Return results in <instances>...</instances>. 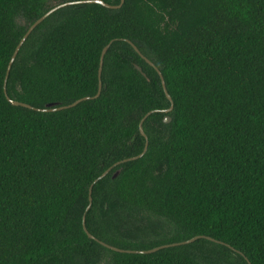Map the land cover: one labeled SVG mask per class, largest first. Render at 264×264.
Instances as JSON below:
<instances>
[{"label":"trees","instance_id":"trees-1","mask_svg":"<svg viewBox=\"0 0 264 264\" xmlns=\"http://www.w3.org/2000/svg\"><path fill=\"white\" fill-rule=\"evenodd\" d=\"M64 1L0 0V264H264V0L66 5L5 81Z\"/></svg>","mask_w":264,"mask_h":264},{"label":"water","instance_id":"water-1","mask_svg":"<svg viewBox=\"0 0 264 264\" xmlns=\"http://www.w3.org/2000/svg\"><path fill=\"white\" fill-rule=\"evenodd\" d=\"M123 0H120V3L117 4V5H112V4H109V3H106L104 2L103 0H67V1H64V2H61V3H58L56 5H54L53 7H51L50 9H48L46 12H44L40 17H38L32 24L29 25V27L27 28V30L25 31V33L22 35V37L19 39L18 43L16 44L14 50H13V53L8 61V64H7V67H6V72H5V78L4 80L6 81L7 79V76H8V73L10 71V67L21 47V45L23 44V42L25 41V39L27 38V36L30 34V32L35 28V26L37 24H39L42 20L45 19V17H47L50 13H52L53 11H55L56 9L60 8V7H63V6H66V5H70V4H77V3H100L102 4L103 6H106V7H109V8H116V7H120V5L122 4ZM111 42V41H110ZM109 43H107L102 51H101V55H100V62H99V67H98V79H99V82H98V89H97V92L92 95V96H83L81 98H78L76 99L75 101L69 103V104H65V105H57L55 103H47L45 104L44 107H33L25 102H21V101H18V100H15V99H11L9 96H7L6 94V90H5V85H4V93L6 95V98L7 100L12 104V105H18V106H23V107H27V108H31V109H34L36 111H55V110H61V109H65V108H68V107H71V106H74L75 104H77L78 102L82 101V100H86V99H92V98H97L100 94V90H101V81H100V73H101V67H102V61H103V56L105 54V52L107 51L108 47H109ZM132 44V43H131ZM132 46L134 47V49L136 51H139L137 49V47L135 45L132 44ZM143 56V55H142ZM144 59L152 66L155 67V69L158 71L159 73V76L161 78V84H162V87L166 93V96L168 97V99L170 100V95L167 93V90H166V87H165V83H164V80H163V77H162V74L160 72V70L148 59L146 58L145 56H143ZM172 109V102H171V105L167 108V109H164L163 112L164 113H168L169 111H171ZM151 111H148L144 116L143 118L141 119L140 123H139V130H140V133L146 138V134L144 133V130H143V127H142V122L144 120V118L150 113ZM163 121L164 122H169L170 121V117L168 115H165L164 118H163ZM147 149V140L145 142V145L142 149V151L137 154V155H133V156H130V157H126L124 159H121L119 161H117L116 163H114L113 165L109 166L107 169H105L100 175H98L95 180L93 181V183L95 181H97L98 179L102 178L103 176H105L111 169L114 165H118V164H121L123 162H126L128 160H134L136 158H139L140 156H142L144 154V152L146 151ZM120 172V169H117L116 171H114V173L112 174V177H115L116 175H118V173ZM93 183L90 184L89 186V191H88V205L86 207V210L89 209L90 205H91V201H92V197H91V191H92V185ZM82 227H83V230L86 232V234L88 235V237L92 238V239H95L97 240L99 243H101L102 245H104L105 247L109 248V249H112L114 251H119V252H130V253H150V252H154L160 248H163V247H168V246H176V245H180V244H185V243H189V242H192L194 241L195 239L197 238H200V237H203V238H207V239H211V240H214L213 238H211L210 236H205V235H195L189 239H186V240H183V241H177V242H171V243H165V244H161V245H158V246H155V247H152L150 249H143V250H133V249H122V248H119V247H116V246H113V245H110L106 242H103L99 239H97L96 237H94L91 233H89L85 227V217L83 215L82 217ZM217 241V240H216Z\"/></svg>","mask_w":264,"mask_h":264}]
</instances>
